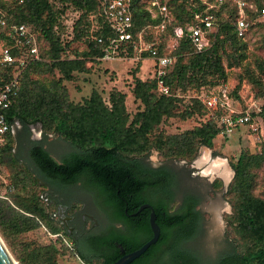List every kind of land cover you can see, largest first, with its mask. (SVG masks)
Returning a JSON list of instances; mask_svg holds the SVG:
<instances>
[{
  "label": "trees",
  "instance_id": "obj_1",
  "mask_svg": "<svg viewBox=\"0 0 264 264\" xmlns=\"http://www.w3.org/2000/svg\"><path fill=\"white\" fill-rule=\"evenodd\" d=\"M79 9L86 10L87 16L97 7L96 0H64ZM254 4L249 10L250 18L256 16L264 8L261 0H248ZM22 7L7 14L10 23H32L38 32L42 60L30 64L23 72L21 89L12 102L10 120L12 124L19 121L25 125L40 124L42 128L52 129L55 133L69 140L75 151L62 161L56 160L47 148L41 143H34L30 151V161L24 162L25 175L32 181L40 183V179L55 182H65L66 185L75 184L86 179L87 185L96 189L98 201L104 215L110 221H120L128 224L131 233L117 230L111 235H98L94 240L86 243L82 251L74 250L83 260L97 256L104 264H111L126 253L140 248L152 237L150 226L151 208H145L136 216L126 214L136 212L144 203H150L157 216L161 228V235L156 244H153L140 257L129 264H201L198 258L184 246V242L194 237L202 221L199 209L200 197L190 192H182L180 177L187 169H176L167 164L154 166L146 157L130 156L134 151L148 150L151 147L148 135L158 125L164 116H173L177 103L184 101L183 96L160 95L155 91V79L143 81L135 80V97L144 104V110L138 111L129 123L125 99L126 94L114 90L110 94L107 104L102 95L94 90L83 104H74L69 101V94L64 86L50 90L48 94L31 91L28 88L29 72L40 66L47 69H57L62 77L73 78V72L84 70L85 64L79 58H61L65 47L60 37L56 35L54 27L57 21V12L50 0H21ZM171 4L177 12V23H184L191 18L186 0H173ZM81 19V18H80ZM135 19L138 29L145 23L153 21L150 15L142 8H135ZM236 11L232 3H227L219 12L218 21L221 24L216 39L203 51H197L189 37L177 39L173 52L179 56L185 50H194V56L188 65L170 67L167 82L172 90L174 80L181 82L192 73L190 81H196L188 92L196 89L199 93L215 90L225 77L223 56L220 46L228 41L232 45H240L241 40L255 24L252 22L244 35H239L236 26ZM263 23V22H262ZM156 31V30H155ZM173 35L170 24L165 34H161V48L167 44ZM91 50L96 57L103 52L96 42H90ZM49 58L48 61H46ZM203 70L207 72L204 73ZM217 77L212 81L209 77ZM229 96L240 102L229 87ZM204 110L209 119L192 130L173 135L164 140V147L179 149L189 160L195 157L200 145L213 147V140L219 133L217 122L211 111L198 98L190 97L185 109V117L194 115L195 110ZM163 143V140H162ZM15 137L12 132L3 149L0 163L4 165L20 160L13 152ZM196 148V150H195ZM195 152L192 154V152ZM174 152V151H173ZM262 154H241L233 165L235 175L229 186V193L236 199L238 231L244 239L249 240L244 250H232L224 254L215 264H264V198L253 194L254 178L249 170L256 161L264 160ZM184 177V176H183ZM17 178V177H16ZM254 183V184H253ZM11 197L15 199V182ZM182 187V188H181ZM182 195V199H179ZM10 200L0 198V228L4 232L8 225L16 233L31 230L37 227L38 222L45 220L53 233H63L62 228L53 222L49 213L47 201L39 194L31 198V202H19L20 208L13 206ZM177 209L174 206L178 201ZM42 202V203H40ZM26 213H30L28 215ZM141 218V219H140ZM5 233V232H4ZM64 234V233H63ZM66 235V234H65ZM105 239L112 243V250L105 253L102 248ZM120 244V245H119ZM123 249V250H122ZM56 249L54 246H42L30 250L31 260L36 264H55ZM23 264L25 263L22 260ZM34 262V261H33ZM90 264H92L90 262ZM99 264V263H97Z\"/></svg>",
  "mask_w": 264,
  "mask_h": 264
},
{
  "label": "rangeland",
  "instance_id": "obj_2",
  "mask_svg": "<svg viewBox=\"0 0 264 264\" xmlns=\"http://www.w3.org/2000/svg\"><path fill=\"white\" fill-rule=\"evenodd\" d=\"M50 2L57 12L54 31L65 47L61 58L82 59L85 69L74 71L73 78L66 79L57 69L50 71L47 66H40L29 72L28 88L34 93L43 92L42 94L45 95L50 90L64 86L68 91L69 101L74 104H83L94 90L102 95L107 104H110L111 92L121 91L126 94L125 104L130 115V123L136 113L145 108L141 100L135 97V80L138 78L143 81L153 79V60L147 57L112 62L99 60L93 53H89L91 50L89 16L93 11L87 16L88 12L84 13L85 9H79L64 0H50ZM261 3L264 4V0H261ZM22 6L21 0H0V9L8 15L13 14V11ZM28 24L34 29V24ZM140 29L149 39L153 38L154 28L151 22H145ZM219 51L223 56L226 76L221 77L219 81L217 77L208 76L209 79L227 83L236 96L235 98L243 106L253 105L254 115L264 129V19L251 27L240 45H232L228 41L220 46ZM193 52V49H189L180 53L176 58V65H188L194 56ZM46 59V61L49 60L47 57ZM203 72L207 71L203 70ZM192 73L201 74L189 70L188 76L181 82L174 80V88L183 96L184 101L177 103L173 116H164L149 133L151 147L148 150L131 152L129 155L146 157V160L154 166L167 164L176 169H187L183 173L184 177L182 175L180 177L181 180L183 179L182 192L199 195L202 221L198 233L185 241L184 246L198 258L201 264H215L219 258L230 251L247 248L246 244L249 240L244 239L238 231L237 212L235 211L237 199L229 193V186L235 175L233 165L237 163L241 154L260 155L261 152L264 153V130L256 136L251 134L247 128H243L229 138L218 133L213 140V147L200 145L197 150L195 148V157L191 160H189L190 155H181L176 147H173L174 150L164 147V140L192 130L209 119L208 113L199 109L195 110L194 115L185 117L191 90L188 92L184 90L197 82V80L190 81L189 76ZM32 126L34 127V139L37 137L40 139V142L36 143L43 144L56 160L62 161L75 151V146L54 130L42 128L40 124L33 123ZM15 156L20 160L16 168H13L15 163L12 161L10 164L4 163L3 167L10 180L16 185L15 199L11 197V203L20 208L19 202L30 203L31 198L43 194L45 186L43 179H40V183H36L25 175L22 164L30 161L29 151L17 152ZM261 160L256 161L249 170L253 173L255 183L253 194L264 198V160ZM222 170L226 171L221 172L226 180L216 175ZM77 183L66 189L67 201L86 202L87 207L99 221L104 222L106 217L96 196V189L86 186V179ZM181 196L179 195V199H182ZM179 203L180 200L175 204L174 209H177ZM38 224L37 227L22 233H16L8 225L2 227L6 228L5 233L0 228V237L17 264H23L22 260L27 264H36V260H31L30 250L48 245L54 246L57 251L55 264H87L76 255L68 236L63 233H53L45 220L39 221Z\"/></svg>",
  "mask_w": 264,
  "mask_h": 264
},
{
  "label": "built area",
  "instance_id": "obj_3",
  "mask_svg": "<svg viewBox=\"0 0 264 264\" xmlns=\"http://www.w3.org/2000/svg\"><path fill=\"white\" fill-rule=\"evenodd\" d=\"M173 0H96L97 7L89 16V37L96 42L103 54V61H123L151 58L152 78L155 91L160 95L181 96L175 93L167 82V74L176 63L173 48L177 39L189 37L197 51L208 48L216 39L221 24L219 12L227 3L235 6V26L239 35H244L252 22L264 19V8L250 18L249 10L255 6L248 0H186L191 18L177 23V12ZM144 9L153 21V38L138 29L135 8ZM172 25L173 35L161 48V34ZM150 27V25H149ZM156 30V31H155ZM42 60L38 32L28 23H10L0 9V160L3 149L12 132L10 108L21 89L24 70L32 63ZM190 97L198 98L215 117L219 134L225 138L247 128L259 136L263 126L256 119L253 105L243 106L229 96V86L222 82L215 90L199 93L192 89ZM14 189L12 181L0 163V198L10 200Z\"/></svg>",
  "mask_w": 264,
  "mask_h": 264
},
{
  "label": "flooded vegetation",
  "instance_id": "obj_4",
  "mask_svg": "<svg viewBox=\"0 0 264 264\" xmlns=\"http://www.w3.org/2000/svg\"><path fill=\"white\" fill-rule=\"evenodd\" d=\"M12 133L15 137L14 153L29 151L30 156V151L34 147V143L40 142L38 137L34 139V127L32 124H29L28 126L21 122L14 124L12 126ZM205 170H203V173H205ZM221 172L222 171H220V173H215L222 179L226 180ZM42 182L45 186L42 197L47 201V206L50 208L49 213L53 218V222L58 223L62 228L63 233L71 239L73 250L82 251V249L85 248L86 243L94 240L98 235H111L117 230L131 233L128 224H124L120 221H110L106 215V220L100 222L95 214L87 207L86 202L81 203L76 200H69L68 202L65 198L68 196L66 189L73 184L66 185L65 182L53 183L50 180H43ZM136 212L128 213L126 208V214L129 216H136L138 214ZM59 213L60 215H58ZM102 250L105 253H109L112 250V243L105 239ZM85 262L87 264H90V262L92 264H104L97 256L93 255L88 257V260Z\"/></svg>",
  "mask_w": 264,
  "mask_h": 264
},
{
  "label": "water",
  "instance_id": "obj_5",
  "mask_svg": "<svg viewBox=\"0 0 264 264\" xmlns=\"http://www.w3.org/2000/svg\"><path fill=\"white\" fill-rule=\"evenodd\" d=\"M145 208H151L150 226L152 229V237L149 240H147L140 248L124 254L118 260H116L111 264H129L138 257H140L142 254H144L149 249L150 246L158 242L161 235V228L157 222L156 212L152 207V205L150 203H144L139 207L136 213L141 212ZM58 215H60V213ZM0 264H17V262L14 261V259L11 257L10 253L8 252L1 237H0Z\"/></svg>",
  "mask_w": 264,
  "mask_h": 264
},
{
  "label": "bare ground",
  "instance_id": "obj_6",
  "mask_svg": "<svg viewBox=\"0 0 264 264\" xmlns=\"http://www.w3.org/2000/svg\"><path fill=\"white\" fill-rule=\"evenodd\" d=\"M211 167V166H210ZM222 172H226L225 170H222ZM15 261V260H14Z\"/></svg>",
  "mask_w": 264,
  "mask_h": 264
}]
</instances>
